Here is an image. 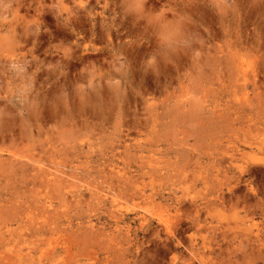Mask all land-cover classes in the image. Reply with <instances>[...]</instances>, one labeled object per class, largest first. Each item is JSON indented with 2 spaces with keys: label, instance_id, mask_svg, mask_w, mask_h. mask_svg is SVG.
I'll use <instances>...</instances> for the list:
<instances>
[{
  "label": "rangeland",
  "instance_id": "obj_1",
  "mask_svg": "<svg viewBox=\"0 0 264 264\" xmlns=\"http://www.w3.org/2000/svg\"><path fill=\"white\" fill-rule=\"evenodd\" d=\"M0 264H264V0H0Z\"/></svg>",
  "mask_w": 264,
  "mask_h": 264
},
{
  "label": "clouds",
  "instance_id": "obj_2",
  "mask_svg": "<svg viewBox=\"0 0 264 264\" xmlns=\"http://www.w3.org/2000/svg\"><path fill=\"white\" fill-rule=\"evenodd\" d=\"M159 15H160L161 17H163L164 13L162 12V13H160ZM171 36L178 37V36H179V31H178V29H174V30L172 31V33H171Z\"/></svg>",
  "mask_w": 264,
  "mask_h": 264
},
{
  "label": "bare ground",
  "instance_id": "obj_3",
  "mask_svg": "<svg viewBox=\"0 0 264 264\" xmlns=\"http://www.w3.org/2000/svg\"><path fill=\"white\" fill-rule=\"evenodd\" d=\"M2 130V129H1ZM12 152H10V155H13V154H11ZM21 163V162H20ZM19 166V165H18ZM44 166V165H43ZM18 169V168H17ZM263 252V251H262Z\"/></svg>",
  "mask_w": 264,
  "mask_h": 264
}]
</instances>
